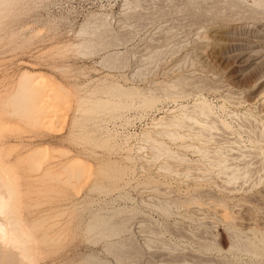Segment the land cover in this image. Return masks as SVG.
I'll use <instances>...</instances> for the list:
<instances>
[{"label":"rangeland","instance_id":"rangeland-1","mask_svg":"<svg viewBox=\"0 0 264 264\" xmlns=\"http://www.w3.org/2000/svg\"><path fill=\"white\" fill-rule=\"evenodd\" d=\"M262 15L264 0H0V179L14 193V220L31 248L30 261L9 248L0 263L258 264L244 254L243 237L228 254L214 211L205 209L208 218L195 205L184 207L196 193L175 159L151 154L147 144L135 166L125 161L140 144L135 137L157 130L155 120L175 104L142 119L124 113L127 123L102 116L97 125L84 123L78 110L83 97L109 83L161 93V84L193 62L198 33L261 23ZM170 68L176 75L164 76ZM224 75L213 82L221 85ZM107 128L115 137L110 146L100 141ZM113 142L124 144L110 151ZM109 161L125 170L112 184L101 171ZM61 165L72 168L70 178L60 175ZM102 218L117 234L90 230ZM205 241L223 245L222 252L206 250Z\"/></svg>","mask_w":264,"mask_h":264},{"label":"bare ground","instance_id":"bare-ground-1","mask_svg":"<svg viewBox=\"0 0 264 264\" xmlns=\"http://www.w3.org/2000/svg\"><path fill=\"white\" fill-rule=\"evenodd\" d=\"M197 35V44L195 43L196 47L191 54L193 62L190 66L181 64L185 67H180L176 76L173 74L174 66L164 72V76L173 74L175 77L174 81L159 86L161 93L151 89H126L109 83L83 97L78 112L80 117L84 114L81 120L88 124H101L102 116L110 117L111 121L122 119L127 123L130 117L123 116L124 113L136 111L139 113L138 119H142L149 112L159 111V105L163 110L164 104H175L172 110L165 111V116L155 120L157 130L135 137L136 142L140 144L130 150L131 155L129 153L125 161L135 166L137 156L142 155L146 148L144 145L147 144L152 145L151 154L175 159L180 168L177 170L179 176L182 180L193 178L191 181L196 193L194 197L184 201L180 198L184 207L195 205L201 211H214L211 214H214L212 219L217 227L222 228V239L227 241L229 246L226 249L228 254L239 250L236 245L237 238H245V253L241 249L240 251L256 261L255 263L264 264V216L257 214L258 211L264 213V104L260 103L264 98V21H236L220 26L217 24ZM180 63L182 61L178 64ZM197 67H201L200 70H197ZM221 73L225 74L222 86L213 82L221 78ZM204 81L213 82L219 87L212 83L206 87ZM213 100L218 101L217 104L214 105ZM254 107L257 111H253ZM105 133L100 138L102 140H99L102 145L110 146V142L115 140L114 134L108 128ZM131 137L133 136H125L124 143H128ZM124 143L113 142L110 151L119 150ZM139 159L141 160L140 157ZM76 163L74 161V164ZM59 167L60 175L64 172L68 174L67 178H70L72 168L70 171L63 165ZM105 167L101 171L110 184L125 173L124 168L110 161ZM125 168L132 169L129 166ZM133 169L135 170L134 167ZM77 172L74 174L77 175ZM54 178L56 180V177ZM202 182L205 186L200 185ZM99 186L94 185V189ZM0 189L4 191H0L1 256L10 248L13 250L12 256L16 259L30 261V235L20 232V223L14 220L15 214L11 210L14 193L9 189L5 178L0 179ZM207 211L206 215L209 214ZM103 220L96 221L90 226V230L101 235L104 233L106 236L117 234L118 227L115 230L112 227L114 225L111 226L110 222ZM205 242L203 248L206 250L222 252L223 245Z\"/></svg>","mask_w":264,"mask_h":264}]
</instances>
